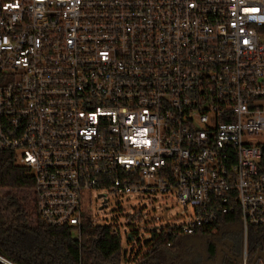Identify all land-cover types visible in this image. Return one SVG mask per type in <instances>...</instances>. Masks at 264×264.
<instances>
[{
    "label": "built area",
    "instance_id": "built-area-1",
    "mask_svg": "<svg viewBox=\"0 0 264 264\" xmlns=\"http://www.w3.org/2000/svg\"><path fill=\"white\" fill-rule=\"evenodd\" d=\"M0 151L33 175L39 217L80 240L96 191L100 208L161 195L191 209L169 233L239 215L230 264H250L249 228L264 226V0H0ZM141 218L111 224L121 248L146 246Z\"/></svg>",
    "mask_w": 264,
    "mask_h": 264
},
{
    "label": "trees",
    "instance_id": "trees-1",
    "mask_svg": "<svg viewBox=\"0 0 264 264\" xmlns=\"http://www.w3.org/2000/svg\"><path fill=\"white\" fill-rule=\"evenodd\" d=\"M33 186V175L16 163L14 153L0 151V255L14 264H230L241 259L244 240L236 214L193 235L169 233V226L161 225L147 239L146 250L126 263L111 225L85 219L80 240L74 227L42 220L31 199L19 193L30 197ZM248 235L249 263L254 264L264 254V226H251ZM259 259L264 264V255Z\"/></svg>",
    "mask_w": 264,
    "mask_h": 264
},
{
    "label": "rangeland",
    "instance_id": "rangeland-1",
    "mask_svg": "<svg viewBox=\"0 0 264 264\" xmlns=\"http://www.w3.org/2000/svg\"><path fill=\"white\" fill-rule=\"evenodd\" d=\"M8 190H2L3 193ZM20 195L27 197L29 200V195L25 191H20ZM100 192L96 191L93 195L92 202L88 205V210L91 212L94 224H120L121 232L124 233L125 230L131 229V225L127 223L129 216L139 213L142 218L139 219L140 222V232L139 238L141 242L150 238V232L148 231L153 226L167 225V224H183L187 221L188 215L191 213V209H185L184 205L179 202L176 198L168 197L162 198L161 195H157L151 199L147 196H142L139 194H127L124 196H115L109 194V204L104 208H100L101 200L98 199V194ZM151 221V224L149 222ZM147 226V227H145ZM145 244H137L135 248L132 249L127 240L122 242L123 252L132 249V257L139 256V253H143L146 250ZM138 254V255H137Z\"/></svg>",
    "mask_w": 264,
    "mask_h": 264
},
{
    "label": "water",
    "instance_id": "water-1",
    "mask_svg": "<svg viewBox=\"0 0 264 264\" xmlns=\"http://www.w3.org/2000/svg\"><path fill=\"white\" fill-rule=\"evenodd\" d=\"M105 206H106V205L102 206L101 208H104ZM153 237H154V233L152 232L150 239H152ZM129 238H131V235H129ZM262 255H264V254H263V253L258 254L257 257H256V260H258V259L260 258V256H262ZM256 260H255V261H256ZM1 262L5 263V264H10V263H12L11 261H9V262H8V261H7V262H6V261H5V262H4V261H1Z\"/></svg>",
    "mask_w": 264,
    "mask_h": 264
}]
</instances>
